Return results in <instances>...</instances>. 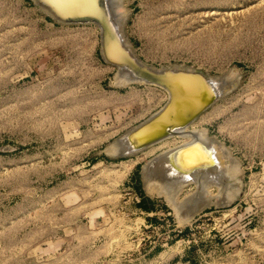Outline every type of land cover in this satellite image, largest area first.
<instances>
[{"label":"rangeland","instance_id":"1","mask_svg":"<svg viewBox=\"0 0 264 264\" xmlns=\"http://www.w3.org/2000/svg\"><path fill=\"white\" fill-rule=\"evenodd\" d=\"M121 4L140 63L193 68L219 87L238 75L189 129L238 161L239 189L227 201L234 176L208 193L187 184L176 201L202 203L184 219L191 205L175 210L146 173L186 138L124 156L108 149L159 111L167 92L116 84L96 25L55 22L32 0H0V264H264V0Z\"/></svg>","mask_w":264,"mask_h":264},{"label":"bare ground","instance_id":"2","mask_svg":"<svg viewBox=\"0 0 264 264\" xmlns=\"http://www.w3.org/2000/svg\"><path fill=\"white\" fill-rule=\"evenodd\" d=\"M35 1L40 4L42 10L46 11L45 13L56 20L77 19L79 21L73 23L93 24L100 29L101 51L106 63L116 67L114 77L116 84L125 85L132 82H142L159 86L168 94V99L164 106L148 117L147 120L133 128L132 130L136 131L128 140L120 139L109 145V148L107 147L109 150H113L114 148V152L112 151L113 153L110 152L109 154H120L124 150L128 151L131 146L136 147L161 134L165 135L151 141L143 148L150 147L154 143L164 141L170 137L186 138L184 144L181 143L179 147L177 145L174 149L170 148L171 150L163 158L164 160H161L159 168L148 169L147 173L144 171V174L151 172L153 179L157 178V181L154 183L159 185L157 186V190L160 189L159 193L163 191L167 198L166 200L172 201V203L175 202L172 205V207H176L174 208L175 210L182 207L186 208L190 204L191 208L189 207V210H187L189 215L186 218L184 217L187 220L194 214L196 210L194 208L202 203V201L199 202V196L197 198L195 195L186 196L185 199H182V202L176 201V197L179 195L181 189L191 182L197 185V189H200V194H202V190L204 193L206 191L205 188L207 186L210 187V183L221 181L223 175L227 177L234 176L231 179L232 183L228 186V191H226L228 196H224L227 198V201L235 197L239 189V182L237 181V174L239 173L238 161L231 157L227 149L217 144L214 139L206 136L204 130H190L189 127L194 122V119H190L189 121L185 119L186 110L188 108H193V110L198 108V106L207 101L208 97L211 100L214 90L216 92L220 91L222 95L223 92L234 87L238 78L235 72H230L223 78L224 83L221 87L218 86L219 83L215 80L216 86L212 87L209 83L211 77L201 72L199 75H194L192 73L196 71L191 68H175L174 66L170 70H166V68L155 69L150 68L151 66L148 67L147 64L140 63V60L132 53L133 51L130 49L129 42L122 32V24L126 18V11L121 10L122 0ZM100 17H103L105 20L109 33L103 34L102 27L99 24ZM63 24H70V22ZM129 62L134 66L129 64ZM145 73L147 75H143ZM167 130H170V132ZM195 132L198 133V137H196ZM117 148L118 150L115 151ZM142 149L130 152L129 154L137 153ZM162 156H164L163 153ZM162 156L160 154V157ZM218 173L222 177L218 176ZM163 175L166 176V180L162 178ZM223 204L229 203L224 201L221 205ZM184 219H181V221Z\"/></svg>","mask_w":264,"mask_h":264},{"label":"water","instance_id":"3","mask_svg":"<svg viewBox=\"0 0 264 264\" xmlns=\"http://www.w3.org/2000/svg\"><path fill=\"white\" fill-rule=\"evenodd\" d=\"M33 1V3H34V5L38 8V9H40V10H42L41 9V7H40V4L39 3H36V1L35 0H32ZM43 11V10H42ZM44 12V11H43ZM47 14V13H46ZM48 15V14H47ZM49 16V15H48ZM49 17H51V16H49ZM55 22H58V23H68V22H70V24L71 23H73V22H75V21H79V20H77V19H69V20H66V19H61L60 21L59 20H56L55 18H53V17H51ZM87 21H92V20H87ZM87 21H83V22H87ZM99 24L101 25V27H102V32H103V34L104 33H109V31H108V28H107V25H106V23H105V20L103 19V17H100L99 18ZM99 36H101L100 34H99ZM100 51H101V42H100ZM101 56H102V58H103V60L105 61V58L103 57V54H102V51H101ZM129 64H131L130 62H129ZM132 65V64H131ZM132 66H134V65H132ZM174 66L175 65H173V66H169V67H162V68H166V70H170V68H174ZM175 68H189V67H185V66H175ZM191 69H193V68H191ZM193 70H195V69H193ZM196 72H194V73H192V74H194V75H199V73H200V71H198V70H195ZM202 73V72H201ZM202 74H204V73H202ZM143 75H147V73H145V74H143ZM205 75V74H204ZM208 76V75H207ZM144 77H146V76H144ZM210 77V76H209ZM214 80L215 79H209V83L212 85V87H214V86H216V84L214 83ZM221 92L220 91H218V92H216L215 90H214V95L212 96V98H211V100H210V97H208L207 98V103L205 102V103H203L202 105H200V106H198V108H196V109H194L193 110V108H188L187 110H186V112H185V119H187V121H189L190 119H195V118H197L198 117V115L200 114V113H202L204 110H206L214 101H216V99H218V97L221 95L220 94ZM186 114H188V115H186ZM145 121V120H144ZM138 126V125H137ZM135 128V127H134ZM133 129V128H132ZM131 129V131L129 130L128 132H126L120 139H125V140H128L130 137H131V135L136 131V130H132ZM168 132H170V130H167ZM167 133V132H166ZM165 134H161V135H159V136H156V137H154V138H152V139H150L149 141H147V142H145V143H142V144H139L138 146H136V147H133V146H131V148L127 151V150H124V151H122V153H120V155H122V156H124V155H128L130 152H134V151H138V150H140V149H142L146 144H148V143H150L151 141H153V140H156V139H158V138H160V137H162V136H164ZM119 139V140H120ZM195 167H198V166H195Z\"/></svg>","mask_w":264,"mask_h":264},{"label":"trees","instance_id":"4","mask_svg":"<svg viewBox=\"0 0 264 264\" xmlns=\"http://www.w3.org/2000/svg\"><path fill=\"white\" fill-rule=\"evenodd\" d=\"M138 204H140V207L144 208L145 210H148L147 207L145 205H143V203H141V201H139Z\"/></svg>","mask_w":264,"mask_h":264}]
</instances>
